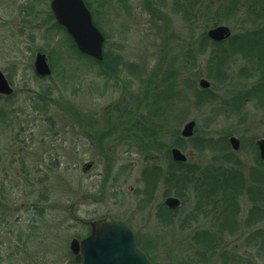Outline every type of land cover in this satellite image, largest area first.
Listing matches in <instances>:
<instances>
[{"label": "rangeland", "instance_id": "374dc122", "mask_svg": "<svg viewBox=\"0 0 264 264\" xmlns=\"http://www.w3.org/2000/svg\"><path fill=\"white\" fill-rule=\"evenodd\" d=\"M87 1L115 72L76 54L51 0H0V71L14 89L0 95V264H72V242L107 217L139 229L153 264H264V0ZM192 14L198 39L225 25L229 42H190ZM38 52L50 77L35 73Z\"/></svg>", "mask_w": 264, "mask_h": 264}, {"label": "water", "instance_id": "95a60500", "mask_svg": "<svg viewBox=\"0 0 264 264\" xmlns=\"http://www.w3.org/2000/svg\"><path fill=\"white\" fill-rule=\"evenodd\" d=\"M51 11L56 22L65 29L72 38L78 51L99 62L104 59L105 37L94 24L92 14L84 0H52ZM211 40L224 42L230 39L231 31L228 27L218 26L208 32ZM34 69L38 76L49 77L52 69L47 55L38 52L34 60ZM199 86L208 90L210 82L202 79ZM14 89L7 77L0 71V95L11 96ZM196 122L186 123L181 131V137L190 139L194 136ZM230 145L234 151L240 150V141L231 137ZM260 158L264 163V139L257 143ZM172 160L176 163H187L188 154L178 148L171 149ZM95 163L89 161L82 167L84 174L91 173ZM165 205L170 210H177L181 201L175 197L165 200ZM139 229L121 220L107 217L103 220L91 223L90 234L82 241H74L71 244V252L75 256L77 264H153L146 253L139 248Z\"/></svg>", "mask_w": 264, "mask_h": 264}, {"label": "trees", "instance_id": "16d2710c", "mask_svg": "<svg viewBox=\"0 0 264 264\" xmlns=\"http://www.w3.org/2000/svg\"><path fill=\"white\" fill-rule=\"evenodd\" d=\"M85 2H86V4H87V6L89 7V9L92 11V13H93V9L91 8V5L88 3V1L87 0H84ZM264 9H262V11H263ZM57 25V27L59 28V29H61L62 31H64L65 32V30L62 28V27H60L58 24H56ZM67 35V34H66ZM67 37H68V39H69V45H70V47L73 49V50H75V52H76V54L78 55V56H81V57H83V58H88V57H85V56H83V55H81L79 52H78V50H77V48H76V46L74 45V43H73V41H72V39L67 35ZM106 42H107V39H106ZM89 59V58H88ZM94 63H95V65L96 66H100V67H107L108 69L110 68V71H113V72H115L116 71V66H117V63H115V60H114V58L111 56L110 57V54H106L105 53V58H104V61L103 62H101V63H99V62H95L94 61ZM9 80H10V78H8ZM42 79H44V78H42ZM11 82V81H10ZM47 92H49L48 91V89L45 91V96H47L48 94H47ZM49 96V95H48ZM47 106H48V104H47ZM259 157V156H258ZM261 163V162H260ZM172 165L173 166H178V167H186L188 164H178V163H175V162H173L172 163ZM263 166V165H262ZM163 173L160 171V168H157L156 169V171H155V173L154 174H151L149 177H145V182H146V184H147V186L148 187H150L151 186V190L153 191V189L156 187V185H157V183L159 182V180H161L162 178H164L163 176ZM167 180H164L165 181V183L167 184V183H169V184H173L172 183V175H168L167 176ZM239 180H240V183H241V185H243V187H244V181H243V178H242V175H240V178H239ZM255 186H258V184L256 183V184H254ZM176 195H177V198L178 199H180V200H183L182 198V196H180V194L179 193H175ZM170 195V194H169ZM169 195H167V196H169ZM233 195L234 196H236V193H233ZM260 202V200H257V204ZM166 209V208H165ZM169 210V209H168ZM170 212V211H169ZM169 212H167V213H169ZM173 212V211H172ZM171 213V212H170ZM139 244H140V247L143 249L144 247L142 246V243H141V240H140V242H139ZM144 250V249H143ZM145 251V250H144ZM146 252V251H145ZM147 255H148V253H147ZM151 260V259H150ZM72 264H76L75 262H72Z\"/></svg>", "mask_w": 264, "mask_h": 264}, {"label": "flooded vegetation", "instance_id": "af4514ba", "mask_svg": "<svg viewBox=\"0 0 264 264\" xmlns=\"http://www.w3.org/2000/svg\"><path fill=\"white\" fill-rule=\"evenodd\" d=\"M165 1H168V0H165ZM170 1V0H169ZM167 5H168V3H167ZM194 13H196V12H194ZM235 13H242V10H237ZM190 16H193L192 17V19H191V22H192V24H191V28H190V32H191V41L190 42H192L193 44L195 43V44H197V43H199V41L201 40V39H205L209 44H211L212 46H214V45H222V44H225V43H227V42H229V40L228 41H224V42H216V41H212V40H210L209 39V36H208V32L211 30V29H213V28H216V27H218L219 25H214V26H212L211 28H209V29H205V32L202 34V36H200V38L201 39H198V36H197V33H198V29H199V25H198V22H199V19L197 18L198 17V15H197V17H195L196 15L195 14H192V15H190ZM220 26H225V25H220ZM227 27V26H226ZM229 28V27H228ZM231 30V29H230ZM210 57V56H209ZM238 139V138H237ZM239 140V139H238ZM240 141V140H239ZM241 143V142H240ZM258 156H259V159H260V155H259V153H258Z\"/></svg>", "mask_w": 264, "mask_h": 264}]
</instances>
